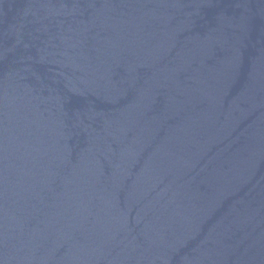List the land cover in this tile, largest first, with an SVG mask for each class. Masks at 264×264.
Listing matches in <instances>:
<instances>
[{"label": "water", "instance_id": "1", "mask_svg": "<svg viewBox=\"0 0 264 264\" xmlns=\"http://www.w3.org/2000/svg\"><path fill=\"white\" fill-rule=\"evenodd\" d=\"M0 264H264V0H0Z\"/></svg>", "mask_w": 264, "mask_h": 264}]
</instances>
